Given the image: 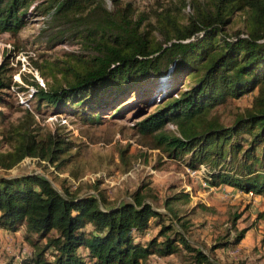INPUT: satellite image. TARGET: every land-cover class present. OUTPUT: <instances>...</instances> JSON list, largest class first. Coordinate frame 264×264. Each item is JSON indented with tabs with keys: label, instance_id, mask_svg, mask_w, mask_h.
Returning a JSON list of instances; mask_svg holds the SVG:
<instances>
[{
	"label": "trees",
	"instance_id": "trees-1",
	"mask_svg": "<svg viewBox=\"0 0 264 264\" xmlns=\"http://www.w3.org/2000/svg\"><path fill=\"white\" fill-rule=\"evenodd\" d=\"M236 14L244 30L230 37ZM39 18L50 47L79 42L81 52L37 65L41 79L52 80L47 89L24 80L34 88L37 113L50 109L96 124L132 112L137 135L190 170L203 166L209 187L264 198V0H169L148 14L121 0H0V34L14 36ZM7 66L0 63V107L10 88ZM244 98L225 124L217 107ZM26 115L25 123L0 130L11 149L0 153V169L25 158L65 168L75 157L72 142L40 137ZM170 124L175 130L166 129ZM189 198L180 192L167 199L163 214L139 191L108 204L101 194L80 195L64 184L58 190L43 175L1 177L0 230L23 229L33 247L17 264H155V256L164 264H220L211 252L235 248L246 230L205 251L189 241L187 222L170 207Z\"/></svg>",
	"mask_w": 264,
	"mask_h": 264
},
{
	"label": "rangeland",
	"instance_id": "rangeland-1",
	"mask_svg": "<svg viewBox=\"0 0 264 264\" xmlns=\"http://www.w3.org/2000/svg\"><path fill=\"white\" fill-rule=\"evenodd\" d=\"M121 1L133 2L138 12L146 14L157 9L159 4L166 5L169 2ZM107 6L110 8L109 2ZM184 12L188 14L191 10L187 8ZM43 27L44 20L39 18L29 22L14 36L0 34V63L8 64L3 80L10 84L9 90L4 91L7 95L3 96L6 105L0 107L4 117L0 130H12L28 121V110L35 119L31 128L42 138L48 134L64 136L75 147L72 151L75 157L57 172L46 164L25 158L10 170L0 169V178L43 175L58 190L64 184L70 191L79 192L80 195L101 194L108 204L129 201L130 196L139 191L146 202L163 214H166L165 201L184 192L189 194V201H171L170 207L187 222V236L191 243L210 252L221 238H234L237 231L246 230L234 254L229 253V250H214L211 255L220 264H264V220L258 219L259 213L264 211V198L244 197V194L234 193L224 187H209L203 179V166L198 169L203 175L200 174L198 178L188 176L182 161L169 159L155 149L149 136L136 134L133 125L138 119L132 112L113 119L106 116L99 123L90 124L78 117L63 115L58 118L50 109L43 108L38 113L35 111L37 103L30 95L34 88L27 82L35 78L44 89H47V83L52 84L49 77L47 81L41 79L36 72L37 65L45 61L65 60L71 53L81 52L79 42H65L50 47L40 32ZM243 30L244 17L236 14L232 24L226 28V35L234 37V34ZM191 81L187 79L184 82L188 84ZM182 87L184 85L180 87L183 91ZM21 88L26 91L21 92ZM248 100L227 101L225 106H219L216 110L226 124L231 120V113L242 110ZM170 125L166 129L172 131ZM10 150V146L0 137V153ZM124 151V158L121 159L120 153ZM234 218H237L236 230L232 229ZM32 254L33 247L24 240L23 229L17 233L0 230V264H17ZM153 260L155 264H164L157 256ZM171 260L180 261L176 257Z\"/></svg>",
	"mask_w": 264,
	"mask_h": 264
},
{
	"label": "built area",
	"instance_id": "built-area-1",
	"mask_svg": "<svg viewBox=\"0 0 264 264\" xmlns=\"http://www.w3.org/2000/svg\"><path fill=\"white\" fill-rule=\"evenodd\" d=\"M171 126V129L172 130H174L175 129V127L174 126H172V125H170ZM186 172H187V175L188 176H190V177H192V178H198V176L201 174V172L199 171V170H196V171H191L190 169H186ZM203 172V171H202ZM201 175H203V174H201ZM247 196H249V197H254L253 196V194L252 193H249ZM235 251H236V248H233V249H230L229 250V253H231V254H234L235 253Z\"/></svg>",
	"mask_w": 264,
	"mask_h": 264
},
{
	"label": "crops",
	"instance_id": "crops-1",
	"mask_svg": "<svg viewBox=\"0 0 264 264\" xmlns=\"http://www.w3.org/2000/svg\"><path fill=\"white\" fill-rule=\"evenodd\" d=\"M224 188H226V189H230V190L233 191L234 193H240V192H238L237 190H235V189H233V188H228V187H224ZM244 197H247V196L245 195ZM254 198L261 199V197H257V196H255ZM235 248H236V247H235Z\"/></svg>",
	"mask_w": 264,
	"mask_h": 264
}]
</instances>
